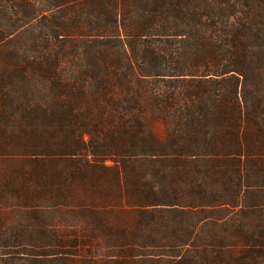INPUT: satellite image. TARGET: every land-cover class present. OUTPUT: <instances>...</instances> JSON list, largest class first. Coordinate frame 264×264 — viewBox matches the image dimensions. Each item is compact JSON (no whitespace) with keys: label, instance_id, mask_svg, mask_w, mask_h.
Returning <instances> with one entry per match:
<instances>
[{"label":"trees","instance_id":"1","mask_svg":"<svg viewBox=\"0 0 264 264\" xmlns=\"http://www.w3.org/2000/svg\"><path fill=\"white\" fill-rule=\"evenodd\" d=\"M0 264H264V0H0Z\"/></svg>","mask_w":264,"mask_h":264},{"label":"rangeland","instance_id":"2","mask_svg":"<svg viewBox=\"0 0 264 264\" xmlns=\"http://www.w3.org/2000/svg\"><path fill=\"white\" fill-rule=\"evenodd\" d=\"M110 163V162H109Z\"/></svg>","mask_w":264,"mask_h":264}]
</instances>
